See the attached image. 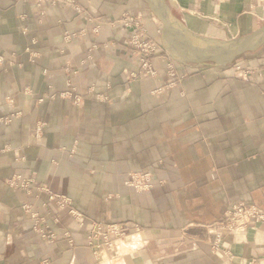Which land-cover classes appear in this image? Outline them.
I'll list each match as a JSON object with an SVG mask.
<instances>
[{
  "label": "crops",
  "instance_id": "crops-1",
  "mask_svg": "<svg viewBox=\"0 0 264 264\" xmlns=\"http://www.w3.org/2000/svg\"><path fill=\"white\" fill-rule=\"evenodd\" d=\"M75 2L81 13L65 2L0 0V264H264V222L225 233L217 251L209 229L234 203L264 211V45L239 66L185 62L165 48L142 0ZM165 2L180 28L204 39L229 41L264 24V0ZM128 13L161 46L156 77H130L131 29L117 23ZM167 61L186 74L172 86ZM68 91L81 102L60 95ZM138 171L152 173L148 191L125 185ZM15 172L35 173L37 187L69 197L70 208L9 187ZM23 202L56 242L31 230ZM98 222L128 236L95 254L87 235Z\"/></svg>",
  "mask_w": 264,
  "mask_h": 264
},
{
  "label": "built area",
  "instance_id": "built-area-1",
  "mask_svg": "<svg viewBox=\"0 0 264 264\" xmlns=\"http://www.w3.org/2000/svg\"><path fill=\"white\" fill-rule=\"evenodd\" d=\"M38 4L41 3H50L54 4L57 2H65L69 4L76 13H81L82 9L79 4L75 2V0H35ZM125 28H130L131 31L126 34V43L130 50V54L138 63L139 69L136 72H131V77L136 78L138 76H150L153 77L157 70L153 64L156 56L161 52V46L155 40L146 37L145 29L143 28L142 21L138 18H124ZM26 31V28L23 29ZM71 35L69 32L65 31L64 38L69 39ZM26 51L30 54V61H34L37 57V53L32 52L29 48ZM90 57V56H88ZM169 62V61H168ZM173 64L172 62H169ZM171 64H168L166 67L167 74L171 77L173 81L179 78L175 73V67ZM183 78V77H182ZM182 78L177 81L180 82ZM67 94L70 93H61L63 97H67ZM80 100L77 96L74 100L75 104H79ZM45 124L39 122L35 128V136L39 137L43 131ZM35 173L31 172L30 174H23L20 172H15L10 178L6 180V184L11 188H21L26 192L30 193L31 185L34 187V192H47L49 194V198L51 200H55L60 207H64L66 204H69V201L65 197L57 196L49 192L47 188H38L35 187ZM131 179L126 182L129 187H133L136 191L143 190L147 187H152L153 182L151 177L147 179L144 176H149V174L138 177L139 175L132 174ZM140 178V179H139ZM38 188V189H37ZM32 190V188H31ZM32 193V192H31ZM24 212L30 217L32 220V229L35 233L39 235L41 239L48 240L49 242H54L56 237L54 233L49 230L48 226H43V222H39V224L35 223V220L38 219L41 221L43 219L39 216L38 212L34 213L31 209H28L26 205L23 207ZM256 222H264V211L259 208L257 205L248 203V202H239L234 203L229 206L228 209L223 213L222 218L214 223L213 230L215 232V239L212 242V249L217 251L221 249L222 246V236L224 233H233L235 231L245 230L249 225ZM93 226V225H92ZM124 229L120 226L116 225H101L96 224L93 226L91 232L89 233V244L91 246H97L99 244L109 245L113 242L111 239L113 237H122L125 234L123 233ZM112 236V237H111ZM110 241V242H109Z\"/></svg>",
  "mask_w": 264,
  "mask_h": 264
},
{
  "label": "water",
  "instance_id": "water-1",
  "mask_svg": "<svg viewBox=\"0 0 264 264\" xmlns=\"http://www.w3.org/2000/svg\"><path fill=\"white\" fill-rule=\"evenodd\" d=\"M161 23V39L170 55L185 62L228 65L264 45V24L249 34L218 41L200 38L180 28L171 18L165 0H142Z\"/></svg>",
  "mask_w": 264,
  "mask_h": 264
},
{
  "label": "rangeland",
  "instance_id": "rangeland-1",
  "mask_svg": "<svg viewBox=\"0 0 264 264\" xmlns=\"http://www.w3.org/2000/svg\"><path fill=\"white\" fill-rule=\"evenodd\" d=\"M55 4V3H54ZM125 17H131V18H135V17H137V16H135V15H133V14H124L123 15V17L122 18H120L118 21H117V23L119 24V25H121L122 27H127V26H125V23H124V18ZM139 19H140V17H138ZM141 20V19H140ZM142 21V20H141ZM143 28H144V26H143ZM145 29V28H144ZM146 33V32H145ZM146 37H149V35L148 34H146ZM150 39H152V40H154L153 38H151V37H149ZM260 49V48H259ZM30 50V49H29ZM32 52H34V51H32ZM34 53H37V52H34ZM28 55H30L29 53H28ZM37 56H38V53H37ZM35 60V59H34ZM34 62V61H33ZM169 62H171V61H169ZM168 61L167 62H165L164 63V71H165V75H166V86H172L174 83H176V82H178L177 80L180 78H182V77H184L186 74H179L177 71H176V69H175V73L178 75V77L179 78H177V79H175V81H173L172 79H171V77L167 74V72H166V67H167V65L168 64H171V63H169ZM173 63V62H172ZM237 62H232V63H230V64H228V65H232V64H236ZM153 64H154V66H155V59H154V61H153ZM171 65H173V64H171ZM174 66V65H173ZM236 66H239V63L238 64H236ZM156 67V66H155ZM138 69H139V66H138ZM259 70H261V69H259ZM251 71H253L250 67H248V68H246V70H245V73L247 74V73H250ZM133 72H136V71H133ZM258 75H261V74H258ZM157 76V72H156V74L153 76V77H156ZM130 77H131V74H130ZM138 77H150V76H138ZM132 78V77H131ZM137 78V77H136ZM66 93H70V95L69 94H67V97L69 98V99H71V100H73V103H74V100L76 99V95H72V93L70 92V91H68V92H64V94H66ZM61 95V94H60ZM62 96V95H61ZM80 102H81V99H80ZM75 104V103H74ZM76 105V104H75ZM39 122H37L36 123V125H35V127H34V132H35V128H36V126H37V124H38ZM42 123H44V122H42ZM45 124V123H44ZM45 126V125H44ZM42 134V133H41ZM41 134H40V136H41ZM34 135H35V133H34ZM39 136V137H40ZM36 137V136H35ZM71 152H73V151H71ZM72 154V153H71ZM132 174H135V175H139L138 177H141V176H144V175H147V174H149V176H144V177H146L147 179H149V177H151V179H152V181H154V177H153V175H152V173H150V172H147V171H138V172H130L129 173V175H128V177H127V179H126V181H125V185L128 187V185L126 184V182L128 181V180H130L131 179V175ZM140 179V178H139ZM7 180V179H6ZM6 182V181H5ZM33 185H31V188H32V190H31V188L29 189L30 190V193H28V192H26L25 190H23V189H21V188H13V189H17V190H20V191H23L25 194H31V192L32 193H34V187H32ZM153 186V185H152ZM35 187H37V185H36V179H35ZM47 188L48 190H49V192L50 193H52V194H54V195H57V196H61V197H65V198H67L68 199V201H69V204H66L64 207H60L58 204H57V202L55 201V200H51L50 198H49V194L47 193V192H40V193H45L46 194V196H47V199H48V203H52L56 208H58L59 210L58 211H62V210H65V209H68V208H70V206H71V200H70V198L69 197H67V196H65V195H61V194H57V193H55V192H53L49 187H47L46 185H40V186H38V188ZM37 188V189H38ZM133 188V187H132ZM134 189V188H133ZM150 189V187H147V188H144L143 190H138L137 192H142V191H148ZM135 190V189H134ZM136 191V190H135ZM36 192H38V191H36ZM36 197H38V195L36 196ZM24 205H26L27 206V208L28 209H31V211H35L34 213H36V212H38V210L35 208V206L34 205H31L30 203H28V202H23V203H21V209H22V211L24 212V210H23V206ZM25 213V212H24ZM70 213H71V215L75 218V219H77V216H78V214L76 215V213H74L72 210H70ZM26 214V213H25ZM38 214H39V212H38ZM27 215V214H26ZM28 216V215H27ZM39 216L40 217H42L43 219H41V221H39L38 219H36L35 220V223L36 224H39V222H43V226H48V228L50 227V225H49V223H48V221H47V219L45 218V217H43V216H41L40 214H39ZM29 217V216H28ZM29 219H30V217H29ZM52 220H53V222L54 223H58L59 222V216L56 214V215H54V217L52 218ZM30 221H31V230L33 231L34 229H32V220L30 219ZM217 222V221H216ZM215 223V222H214ZM214 223L213 224H211L210 226H209V229H210V233L213 235V241L212 242H214V239H215V237H216V235H215V232H214V230H213V227H214ZM96 224H101V225H107V226H111V225H116V226H120L122 229H124V236H122V237H119V236H117V237H113L111 240L113 241V242H111L109 245H105V244H99V245H97V246H91L90 244H89V233L91 232V230H92V228H93V226L94 225H96ZM93 226L90 228V230H89V232H88V235H87V241H88V245L90 246V247H92L93 248V250H94V252H95V254H99L100 255V253L101 252H103L104 251V249L102 248V247H107V248H111V246L114 248V247H116V245H115V243H117L118 241H122V239L123 238H125V237H127L128 236V233H127V229H125L123 226H121L120 224H117V223H112V224H106V223H103V222H98V223H93L92 224ZM51 229V231L54 233V235H55V237H56V240L54 241V242H56L57 240H58V234L56 233V231H54L51 227L49 228V230ZM34 232V231H33ZM35 233V232H34ZM228 233V232H227ZM38 237H39V235L37 234V233H35ZM224 235H225V233L223 234V236H222V240L224 239ZM66 237H68V235H67V233H66ZM112 237V236H111ZM39 239H41L40 237H39ZM41 240H44V239H41ZM46 241H48V240H46ZM49 242V241H48ZM54 242H49V243H54ZM70 243H71V240L69 241ZM110 242V241H109ZM213 250V249H212Z\"/></svg>",
  "mask_w": 264,
  "mask_h": 264
}]
</instances>
